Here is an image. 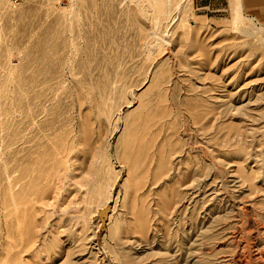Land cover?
<instances>
[{"label": "rangeland", "instance_id": "374dc122", "mask_svg": "<svg viewBox=\"0 0 264 264\" xmlns=\"http://www.w3.org/2000/svg\"><path fill=\"white\" fill-rule=\"evenodd\" d=\"M140 1L0 0V264H264V23Z\"/></svg>", "mask_w": 264, "mask_h": 264}, {"label": "crops", "instance_id": "0c3cea01", "mask_svg": "<svg viewBox=\"0 0 264 264\" xmlns=\"http://www.w3.org/2000/svg\"><path fill=\"white\" fill-rule=\"evenodd\" d=\"M199 4H204L201 9L205 16L209 14H215L214 16H223L233 5H236L238 10L246 16L254 18L256 21L264 23V12H262V6H264V0H205L198 1Z\"/></svg>", "mask_w": 264, "mask_h": 264}, {"label": "bare ground", "instance_id": "6f19581e", "mask_svg": "<svg viewBox=\"0 0 264 264\" xmlns=\"http://www.w3.org/2000/svg\"><path fill=\"white\" fill-rule=\"evenodd\" d=\"M145 1H146V0H141V1H140V4H143ZM139 7H140V8H139V12L141 13V15H143V16L145 17L149 12L145 10V6H140V5H139ZM142 8H143V9H142ZM84 185H85V186L88 185V188H86V189H89V188L91 189V188H92L89 179L85 181V184H84Z\"/></svg>", "mask_w": 264, "mask_h": 264}, {"label": "built area", "instance_id": "2783aa9c", "mask_svg": "<svg viewBox=\"0 0 264 264\" xmlns=\"http://www.w3.org/2000/svg\"><path fill=\"white\" fill-rule=\"evenodd\" d=\"M198 1L202 2V1H205V0H198Z\"/></svg>", "mask_w": 264, "mask_h": 264}]
</instances>
